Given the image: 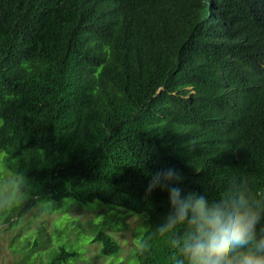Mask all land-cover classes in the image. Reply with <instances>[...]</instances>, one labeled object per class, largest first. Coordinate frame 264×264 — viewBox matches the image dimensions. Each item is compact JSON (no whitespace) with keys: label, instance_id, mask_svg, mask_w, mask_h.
<instances>
[{"label":"trees","instance_id":"1","mask_svg":"<svg viewBox=\"0 0 264 264\" xmlns=\"http://www.w3.org/2000/svg\"><path fill=\"white\" fill-rule=\"evenodd\" d=\"M0 152L26 183L1 226L99 201L146 215L135 264H162L163 240L142 251L169 210L150 173L177 169L198 193L236 172L264 188V0H0Z\"/></svg>","mask_w":264,"mask_h":264},{"label":"clouds","instance_id":"2","mask_svg":"<svg viewBox=\"0 0 264 264\" xmlns=\"http://www.w3.org/2000/svg\"><path fill=\"white\" fill-rule=\"evenodd\" d=\"M149 175L147 191L166 190L169 210L142 251L160 239L167 245L162 264H264V188L254 189L241 172L216 194L185 191L184 177L171 167ZM25 197L22 176L0 182V212L20 207Z\"/></svg>","mask_w":264,"mask_h":264},{"label":"rangeland","instance_id":"3","mask_svg":"<svg viewBox=\"0 0 264 264\" xmlns=\"http://www.w3.org/2000/svg\"><path fill=\"white\" fill-rule=\"evenodd\" d=\"M0 152V182L13 174L5 169ZM15 176V175H14ZM47 205L29 208L14 226L0 227V264H50L60 248L78 256L63 264H135L136 241L148 227L146 215H136L95 201L80 204L67 200L57 211ZM124 212V213H125ZM11 212H4L7 217ZM110 234L121 246L118 255H102L98 232ZM36 242L40 246L34 248Z\"/></svg>","mask_w":264,"mask_h":264}]
</instances>
